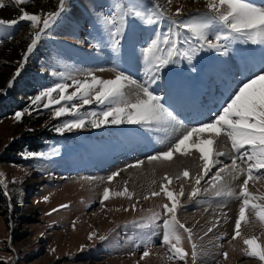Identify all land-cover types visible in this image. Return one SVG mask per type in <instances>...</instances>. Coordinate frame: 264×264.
I'll return each instance as SVG.
<instances>
[{
    "label": "rangeland",
    "instance_id": "374dc122",
    "mask_svg": "<svg viewBox=\"0 0 264 264\" xmlns=\"http://www.w3.org/2000/svg\"><path fill=\"white\" fill-rule=\"evenodd\" d=\"M65 2L66 10L61 18L46 30L37 48L29 55L28 60L24 61L26 49L38 29L31 28L28 21L19 20L22 10L30 14L52 12L58 10L59 0H28L19 5L15 0H0V19L18 21L10 29L0 28V41H3L0 43V91L4 93L0 95V185L5 199V203L0 204V264H193L190 255L191 243L182 229L177 233L181 239L177 246L189 253L185 261L178 260L169 250V245L162 243L163 222L170 218L164 206H171L173 203L161 191L163 186L174 194L177 205L176 219L193 230V240L198 246L195 264H264L258 257H249L244 252L248 247L244 244V239L253 236L260 245L258 251L264 249V221H260L251 211L246 213L245 221L241 222V235L233 239L238 214L235 216L234 233L229 237L231 242L228 243V249H224L226 234L218 237L213 230L212 240H206L211 238V232L205 235L208 228H215L223 216L229 215L230 210L227 207L233 203L239 209L242 203L241 185L247 175L231 170L232 158L238 157L239 153L231 147L230 140L223 135L216 138L211 156L215 166L210 165L212 170L201 179L199 185L195 184L194 178L202 175L204 162L200 159V152L195 153L198 149L192 148L193 141L198 140L197 136L194 135L184 146V152L190 156V162L182 158L183 153H174L171 160H164L162 157L157 160L149 159L150 156H160L162 152L169 150L187 130L214 122L237 92V89L231 88L232 85L240 88L250 79H254L256 74L264 75V72L260 71L264 66V52L261 47L252 45L250 41H235L225 45L224 50L228 52L226 56L215 50H205L198 52L191 64L186 59L177 58L175 65L164 69L160 74L161 80L157 82L159 86L153 85V89L154 94L164 97L162 102L172 106L176 117L174 121L153 123L148 127L109 123L100 128H93L87 123L82 129L61 135L55 131V126L77 117L54 116L56 108L65 106L64 101L47 109L42 107L46 100L38 101L37 105L40 107L36 110L32 100L42 90L54 86L57 82L67 83L70 86L65 94H71L75 91L74 80L91 82L93 75L100 77L97 73L101 72L117 74L123 70L121 67H126L127 71L123 70L126 76L147 79L145 62L140 59L139 50L152 34V30L145 31L137 22L132 39L125 45V49H128L135 44L137 55L128 56L125 50H121L117 56L106 46L107 28L113 26L101 23L105 17L111 16L115 11L116 16L113 19L119 23L121 12L130 11L133 6L140 4L145 11H163L164 18L155 30L166 34L167 17L177 8L183 7V16L177 19L195 15L197 21L209 11L207 0H172L171 5H168L167 0ZM248 2L257 7H264V0ZM156 5L161 7L157 9ZM117 6H120L119 10ZM43 18L42 14L40 27L43 26ZM173 31L175 32V29ZM175 38L173 35V39ZM181 44L182 50H189L191 47L182 39ZM236 52V57L231 59V55ZM91 56L102 58L101 63L89 62ZM235 59L233 62L228 61ZM226 62L233 71L228 65H224ZM236 62L240 66L236 65ZM242 65L253 74L247 76L248 79H238L241 77L239 69L243 68ZM17 70L20 75L14 78ZM227 72L230 77L228 85L232 90L225 88L227 85L223 79L225 75L227 77ZM134 80L137 83L144 81ZM10 81H13V86L8 88ZM216 81L219 83L214 86ZM256 87L259 88L260 85ZM223 88L225 90L222 93ZM210 96H213V100L220 98L221 104L218 105L217 101L213 103ZM125 98L130 102L137 99L126 93ZM208 101L217 104L214 110L210 111V118L203 115ZM72 103L79 104V101L67 102V106L70 107ZM105 107L96 102L83 105L78 117L88 122L94 118L91 116L92 112L100 113ZM17 112L25 113L20 120L15 118ZM37 131L40 133L37 137L42 135L36 138L38 141H27ZM209 135L214 136L206 132L201 134L200 138H208ZM17 140L29 142L34 150L28 151L25 147L21 152L14 154L15 158L10 159L4 151L5 147ZM38 142L43 144L40 146ZM219 143L223 145L220 146ZM217 151H223L226 155L217 156ZM243 151L244 149H241V152ZM29 152L44 155L28 157ZM195 155L199 158H193ZM177 158L185 161L176 166L174 173H162L161 177L153 182V189L149 193L139 192L138 188L142 186L136 187L135 183L132 184L131 176L121 178L124 171L142 169L147 163H151L154 172L159 170L165 161L172 162ZM236 163L243 164L240 168L245 167V163L238 158ZM228 165H231L230 168L221 173L223 179L210 183L214 174L221 167ZM185 170L189 174L194 171L195 175L184 177ZM117 171L120 175L109 181L108 177ZM260 172L264 173V169ZM236 175L240 177L237 178ZM256 175L260 173L254 172V179L251 180L252 183L249 182V192L252 196L264 197V175L255 179ZM227 178L238 184L230 189L225 184L222 186L221 182ZM168 180H171L170 184ZM95 186L101 190L95 191ZM194 187L199 188V193L196 197H191ZM125 188L132 194L131 197L116 195ZM215 188L221 189L225 195L217 198L214 195ZM105 189L109 191L108 200H103ZM181 190L184 192L183 196L180 195ZM229 190L234 194L227 195ZM152 192H159L160 195L152 196ZM44 197H48L47 201ZM253 202L264 203V200L257 199ZM61 205L68 207L61 208ZM53 209L58 211L54 212ZM207 215H211V218H208L211 224L202 231L204 227L201 225L204 222L200 225L199 222L207 219ZM244 226L251 229L250 236H244ZM93 233L95 235L89 239ZM100 236L106 239L102 241ZM215 247L218 251L212 257V252L207 251ZM145 250L149 252V256L142 258ZM200 251L201 257L198 256ZM224 252L228 253L227 259L223 256Z\"/></svg>",
    "mask_w": 264,
    "mask_h": 264
},
{
    "label": "snow or ice",
    "instance_id": "6c2138e0",
    "mask_svg": "<svg viewBox=\"0 0 264 264\" xmlns=\"http://www.w3.org/2000/svg\"><path fill=\"white\" fill-rule=\"evenodd\" d=\"M15 2L19 5L28 2V0H15ZM167 3L171 5L172 0H167ZM160 7V5L155 6L157 9ZM119 8L120 6H117L118 10ZM207 8L209 10L208 13L203 14L198 21L195 15L177 19L183 16V7L177 8L174 13L167 17L168 32L166 34L155 30L161 19L164 18L163 11H145L142 5L137 4L130 11L121 12L119 23L113 19L116 16L114 11L111 16L105 17L101 23L114 27V30L113 27L107 28L106 46L116 53L117 56H119L121 50H125V54L128 56L137 55L135 44L125 49V45L132 39L137 22L144 27L145 31L152 30V34L139 50V57L145 62L147 79L142 83H137L136 80L126 76L123 70L119 71L114 79H101L93 75L91 82L74 80L75 91L67 95L65 93L70 85L57 82L54 86L47 87L39 95L35 96L32 100L33 106L36 110H39L40 105H37V102L43 100L47 101L42 105L45 109L53 104L59 105L61 101L66 102L65 106L54 110V116L71 115L77 118L66 120L62 125L55 126V131L61 135L82 129L87 126V123H90L93 128H100L109 123L114 125L126 123L148 127L153 123L174 121L176 117L172 106L162 102L164 97L154 94L153 85L159 86L157 82L162 78L160 74L170 65H175L177 58L186 59L191 64L196 54L205 50H215L226 56L228 52L224 50L225 45H230L231 42L235 41H242L243 43L250 41L252 45L260 46L261 51L264 52V7H257L248 2V0H207ZM65 10V0H59L58 10L52 12L30 14L22 10L19 20L28 21L31 28L38 29L26 49L23 57L24 61L28 60L29 55L33 53L38 46V42L46 34V30L57 23V20L61 18ZM42 14L44 16L42 20L43 26L40 27ZM17 23V20L0 19V28L10 29ZM174 29L175 32L173 31ZM173 35H175V39H173ZM181 39L191 45L189 50H182ZM192 41H195V43L193 44ZM0 43H3V41H0ZM260 71L264 72V66L261 67ZM19 75L20 71L17 70L14 78ZM126 84L135 85L138 89L135 102H130L125 98L123 89ZM257 85H260V87L257 88ZM12 86L13 81H10L8 88ZM54 93L57 95L54 96ZM2 94L4 93L0 91V95ZM74 100H78L79 104L72 103L70 107L67 106V102ZM93 102L105 105V110L100 113L92 112L91 116L94 118L88 122L83 118H79L80 107ZM24 114V112H17L15 113V118L20 120ZM206 132L214 134V136L209 135L208 138H200L201 134ZM194 135L197 136L198 140L193 141L192 147L199 150L200 159L204 162L202 175H197L194 178L196 185H199L201 179L212 170L210 165L212 167L215 166L211 159L212 146L215 144L216 138L221 135L231 141V147L239 153L238 158L247 166V178L243 180L240 192L242 203L239 206L238 218L235 220L234 225L235 235L233 239H235L241 235V222L245 221L246 213L249 211L254 213L260 221H264V203L253 202V200L257 199L264 200V197H255L249 192V181L254 179V172L264 175V173L260 172L261 169H264V75L256 74L254 79H250L248 83L240 87L234 98L231 99V102L226 107H223L222 114L218 115L214 122L187 130L182 135V138L178 139L169 150L162 152L160 156H150L149 159L157 160L162 157L164 160H171L174 153H184V146L192 140ZM241 149H244V151L241 152ZM37 155L43 156L44 154L28 153V157ZM216 155L224 156L226 154L223 151H217ZM236 159L232 158V170L239 171L242 174L245 170L238 168ZM129 167H134V165H129ZM225 171L226 166L221 167L214 174L210 183L222 180L221 173ZM119 175V171L114 172L108 177V180L111 181ZM260 175H256L255 179H259ZM183 176L188 177L189 172L185 170ZM167 182L170 184L171 180ZM213 187H215V183H213ZM161 191L166 194L169 200L173 201L171 206H164L170 218H166L163 222L162 243L169 245V250L178 260L185 261L189 253L182 247L177 246L181 242L177 233L182 229L191 243L190 255L193 264H195L198 246L193 240V230L185 227L184 224L176 219L177 205L173 192L167 190L166 186H163ZM198 193L199 188L194 187L191 191V197H196ZM226 194L233 195L234 193L229 190ZM116 195H128L131 197L132 194L125 188L123 192H117ZM151 195L158 196L160 193L152 192ZM180 195H184L183 190H181ZM214 195L220 197L225 195V193L221 189H217ZM145 198L147 199V197ZM47 199L48 197H44L45 201ZM108 199L109 191L105 189L103 200ZM103 200L101 203H103ZM60 207L66 208L68 206L61 205ZM53 211H58V209H53ZM212 231V227L208 228L205 235ZM94 235L95 233L91 234L89 239H92ZM99 239L103 241L106 237L100 236ZM244 244L248 246L244 249L245 255L258 257L261 261H264V249L258 251L260 245L257 244L255 236L245 238ZM148 256L149 252L145 250L142 258ZM223 256L227 259L228 253L224 252Z\"/></svg>",
    "mask_w": 264,
    "mask_h": 264
},
{
    "label": "bare ground",
    "instance_id": "6f19581e",
    "mask_svg": "<svg viewBox=\"0 0 264 264\" xmlns=\"http://www.w3.org/2000/svg\"><path fill=\"white\" fill-rule=\"evenodd\" d=\"M255 1V0H254ZM239 50V49H238ZM239 51H241V53H243V51L242 50H239ZM238 51V52H239ZM238 52H236V54H232L231 55V59L232 58H234V57H236V55H237V53ZM89 56V55H88ZM90 61L89 62H100L101 63V61H100V59H102V58H98V57H94V56H91L90 57ZM112 59V58H111ZM229 62H233V61H236V59L235 60H228ZM244 62V61H243ZM242 62V63H243ZM103 63V62H102ZM237 64H239L238 62H236V65ZM244 64V63H243ZM225 66H227L228 68H230L232 71L234 70L233 68H231V66L226 62L225 64H224ZM239 66H240V64H239ZM243 66V68H241V69H239V71L241 72V73H239V75L241 76V77H238V79L239 78H247V76H249V75H253V74H251V73H249L247 70L248 69H246V67H245V65H242ZM123 70H126V67H121ZM245 69H246V74H244L245 73ZM229 70V69H228ZM127 71V70H126ZM229 73H230V75L232 74L230 71H228ZM228 72H227V77H226V75H225V78L223 79L226 83H225V85H227L225 88H227L228 90L229 89H237V91H238V89L239 88H236L235 86L236 85H232V87L230 88L229 87V83H230V77L228 76L229 74H228ZM97 75L98 76H100L99 78H101V79H104V77H105V79H114L115 78V76H116V74L115 73H113V72H101V73H97ZM135 76V75H134ZM131 79H139V80H145V79H143V78H146V77H141V78H132L131 76H129ZM249 78V77H248ZM247 78V79H248ZM236 80H237V77H236ZM237 81H239V80H237ZM143 82V81H142ZM236 82V81H235ZM219 82L218 81H216L215 83H214V86H216L217 84H218ZM224 85V86H225ZM222 84H221V88H222ZM243 87V86H242ZM215 89V88H214ZM231 89V90H232ZM225 89L223 88V90L221 91L222 93H223V91H224ZM123 91H124V94L126 93V95H129V96H133V97H135V98H137V92H138V89L136 88V86L135 85H132V84H126V86H125V88L123 89ZM202 93H203V91H202ZM217 96H219V92L217 91ZM194 95V94H193ZM207 95V94H206ZM214 95V94H213ZM224 95V94H223ZM230 95V94H229ZM229 95L227 96V97H225L226 98V100H227V98L229 97ZM211 97V96H210ZM216 97V96H215ZM199 98H200V96H199ZM212 98V100H213V96L211 97ZM189 101V100H188ZM215 101H217L218 102V105H220L221 104V99L220 98H217V100H213V103H217V102H215ZM215 105H217V104H212V102H210V101H208V103L206 104V106L204 107V110H203V115H206V116H208L209 118H210V116L212 115V113H210V111H213L214 110V106ZM219 145L220 146H222L223 145V143H219ZM190 148V147H189ZM188 148V149H189ZM193 148V147H192ZM187 149V150H188ZM190 152V151H189ZM185 153V152H184ZM183 153V157L182 158H184L185 160H188L189 162H190V156L189 155H187V154H184ZM196 154L197 153H199V150H197L196 152H195ZM180 156V155H179ZM186 157H188V159L186 158ZM193 158H199L198 156H196L195 155V157H193ZM184 159H180V158H177V159H174L172 162H168V161H165V163H163V165H160V169L159 170H157V171H152L153 170V167L154 166H152V165H150L149 163H147L146 164V167H144V168H142V169H134V170H129V171H124L121 175H122V177L121 178H123L124 176H131L132 177V184H134L135 183V186L136 187H138V185H140V187L141 188H138L139 190V192H141L142 194L144 193V192H147V193H149L153 188H151L152 187V184H153V182L158 178V177H161V175H162V173L164 174L165 172L166 173H168L169 175L171 174V173H174L173 171L175 170V168H176V166H178V164L181 162V161H185ZM190 159V160H189ZM239 159V158H238ZM194 160V159H193ZM200 160V159H199ZM194 162H196V161H194ZM200 162V161H199ZM157 164V163H156ZM181 164H182V162H181ZM240 165H241V163H240ZM240 165H238L239 166V169H241L240 168ZM190 166V165H189ZM230 166L231 165H228V166H226V168H230ZM244 168H242V169H244L245 171L242 173V174H246L247 175V171H246V165L244 164ZM181 168V167H180ZM203 168V167H202ZM186 169V168H185ZM182 170H184V169H182ZM195 170V169H194ZM232 170V169H231ZM178 171V170H177ZM176 171V172H177ZM200 171V170H199ZM122 172V171H121ZM232 173H233V171H231ZM198 174V173H197ZM229 174V173H228ZM238 174H239V171H238ZM189 175H191L192 177L195 175L194 174V171L193 172H191ZM166 176V175H165ZM174 176V175H173ZM213 176V175H212ZM237 176V178L238 177H240V176H238V175H236ZM235 176V177H236ZM170 177V176H169ZM234 177V176H233ZM245 177V176H244ZM213 178V177H212ZM212 178H211V180H212ZM245 178H247V177H245ZM244 178V179H245ZM236 180H238V179H236ZM239 181H240V178H239ZM159 182V181H158ZM161 182V181H160ZM249 182H251L252 183V181H249ZM223 184H225V185H227L228 186V188L230 189L231 187H235L237 184H238V182H235V181H232L230 178H227V179H225L223 182H221V185L223 186ZM225 187V186H224ZM214 188V187H213ZM101 190V188H98V187H94V190L96 191V190ZM143 190V191H142ZM146 190V191H145ZM215 190H217L216 188H215ZM227 192V191H226ZM229 210H230V213H229V215L227 214V215H225V216H223L222 217V221L218 224V225H216L215 226V228H213V230H215V234H216V236H217V234H218V237H223V235H227V238H226V240H227V242L225 243V245H224V249L226 248V249H228L229 248V244L228 243H230L231 241H230V239H229V237H230V235H231V233L233 234L234 233V231H233V223H234V218H235V216H237V214H238V207L237 206H235V205H233V203L232 204H230L228 207H227ZM222 210V209H221ZM217 211H218V209H217ZM200 214V213H199ZM211 215H212V213H211ZM210 215V216H211ZM210 216H208L207 215V219H205V220H201L200 222H199V225L201 224V223H203L201 226L202 227H204L203 229H202V231L203 230H206L207 229V226L209 225V224H211L210 223V221H209V217ZM198 217V216H197ZM214 217V216H213ZM190 218V217H189ZM206 218V217H205ZM211 218V217H210ZM217 218V217H216ZM248 218V217H247ZM213 220H214V218H213ZM208 221V222H207ZM232 222V224H230ZM191 223V222H190ZM199 225H198V227H199ZM197 229V228H196ZM251 231V229L248 227V226H244L243 227V230H242V232L244 233V236H245V234L247 235V236H250V234H249V232ZM253 233V232H252ZM210 234V233H209ZM256 235V234H255ZM212 236H214L213 234H212V232H211V234H210V239H206V240H212ZM216 239V238H215ZM205 240V241H206ZM232 240V239H231ZM204 242V241H203ZM206 244V243H205ZM200 246H201V244H200ZM213 248V247H212ZM204 251H205V248H204ZM209 251V252H208ZM207 251V253H210V252H212L211 253V255L210 256H212V255H214V253L215 252H217L218 251V249L215 247L213 250H208ZM206 252V251H205ZM205 254V253H204ZM198 256L199 257H201V251L199 252V254H198ZM210 256H209V258H210ZM213 257V256H212Z\"/></svg>",
    "mask_w": 264,
    "mask_h": 264
},
{
    "label": "trees",
    "instance_id": "16d2710c",
    "mask_svg": "<svg viewBox=\"0 0 264 264\" xmlns=\"http://www.w3.org/2000/svg\"><path fill=\"white\" fill-rule=\"evenodd\" d=\"M16 107V106H15ZM12 110H14V109H12ZM0 115H2V114H0ZM44 131H42V133H43ZM39 132L37 131L33 136H30V138L29 139H27V141H32V140H37L36 138H40V137H37V136H39ZM38 141V140H37ZM24 142H25V140H20V141H14L13 143H11V144H8L6 147H5V150L4 151H6V153H7V156H9L10 157V159H13V158H15V156H14V154L16 155V153L17 152H21L22 151V149H24L25 147H26V149L28 150V151H31V150H34V148H32L33 147V145H31V144H29V142L28 143H26L25 142V144H24ZM32 143V142H31ZM39 143V145L41 146L43 143L42 142H38ZM30 145V146H29ZM28 146H29V148H28ZM39 146V147H40ZM6 153L4 154V159L6 158ZM11 156H10V155ZM6 160H9V159H6ZM5 203V199H4V194H3V192H2V187H1V185H0V204H4Z\"/></svg>",
    "mask_w": 264,
    "mask_h": 264
}]
</instances>
